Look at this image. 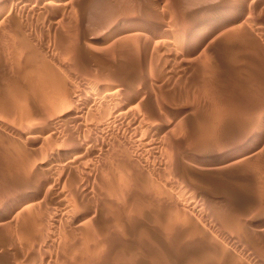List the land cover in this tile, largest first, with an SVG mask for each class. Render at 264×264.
Masks as SVG:
<instances>
[{"label":"rangeland","instance_id":"obj_1","mask_svg":"<svg viewBox=\"0 0 264 264\" xmlns=\"http://www.w3.org/2000/svg\"><path fill=\"white\" fill-rule=\"evenodd\" d=\"M0 8V264H264V0H0ZM97 87L120 89L109 110L123 93L135 97L130 117L96 136L87 162L37 168L64 138H87L90 115L106 116L97 114L105 104L64 118L51 138L23 133ZM151 122L166 125L157 143L142 137ZM181 159L200 169H179ZM85 207L90 217L74 224Z\"/></svg>","mask_w":264,"mask_h":264},{"label":"bare ground","instance_id":"obj_2","mask_svg":"<svg viewBox=\"0 0 264 264\" xmlns=\"http://www.w3.org/2000/svg\"><path fill=\"white\" fill-rule=\"evenodd\" d=\"M38 3H39V1H38ZM51 5V4H50ZM0 11H3V8H0ZM240 19V18H239ZM236 27V26H235ZM231 28V27H230ZM16 34V33H15ZM24 48V47H23ZM80 51V50H79ZM47 70V69H46ZM45 70V71H46ZM106 80V79H105ZM138 81V80H137ZM53 85V84H52ZM105 86V85H104ZM109 87H110V84H109ZM115 87V86H114ZM59 88V87H58ZM57 88V89H58ZM125 88V87H124ZM119 90V92H120V89H118ZM118 90L116 89V88H113V87H111V88H103L102 87V89H100V88H98L97 87V89H95V90H93L92 91V93H87L86 91H84V90H79L78 91V97L79 98H81L80 100L82 101V104L81 105H78L77 106V104L76 105H73L71 108H70V110H67V108H66V111L65 110H63V112L61 111V113L60 114H58V116H55V117H53L51 120H49L48 122H47V124H43V126L42 127H36L35 129L33 128V129H31L30 131H27V133L25 134V133H23V135L25 136V139H27V140H31V142H32V140H39V138L41 137L40 135H42L43 133H45V134H47V136L48 137H52L53 136V132H54V135H55V133H57V126H59L58 124L60 123V121H66V120H64V118H67V117H69V116H75V115H79V113H82L83 111H84V109L82 110V108H84L85 106H88L89 104H97V105H102V103L104 102V104H105V106H104V108L103 109H101V111H100V113L99 112H97V114H101L102 115V113H104L106 116H104L102 119L101 118H96V116H95V120H94V115H90V116H92L90 119L94 122L95 121V123H92L91 122V120L90 119H88V120H90L89 121V123L91 122L92 124H94L93 126H92V130H90L89 129V131L87 130V127H85V129L89 132V134H88V132L86 131V130H84V128H83V130L84 131H86V134H88V136H87V138H86V135H85V137L84 136H82V135H80V134H78V136H75V133H74V136L75 137H72V136H70L69 138H64L65 139V142H64V145H61L60 146V148L58 147H53L52 149H54L53 151H52V154L50 153L49 155H47L46 156V158H44L45 160H43L42 159V161L40 160V162L37 164V168H40V167H44L45 169H47V167H50V166H52V165H58V167L60 166H62L63 168L64 167H66L67 168V166H69L70 164L72 165V163L74 162H82V160H83V156H84V159H85V155H88V153H90V151L91 152H93L92 150L94 149V146L96 145V143H97V138H96V136L97 135H103L104 136V134H106L105 132H106V130H108L109 128H111L110 127V125L111 124H113V123H117V121H123V120H125V118H126V116L128 115V114H126V111H125V109L126 108H128V107H130V105H131V103H132V100H135L133 97V99L132 98H128L124 93H123V95L121 96V97H119V99H117L118 100V103H119V105L121 106H119V105H117V104H115V105H117L116 107H118V108H115V105H114V108H110V110L108 109L109 107H113V106H111V105H113V104H111L110 105V103H109V101H111V100H113L116 96H117V93H118ZM62 91H63V89H62ZM58 92V91H57ZM59 94H61L60 92H58ZM64 93V92H63ZM62 93V94H63ZM131 93V92H130ZM122 94V93H121ZM58 96V95H57ZM119 96V95H118ZM129 96V95H128ZM132 96H134V95H132ZM136 96V95H135ZM63 97L66 99V100H64L63 99V101H65L64 103H66V102H69L70 103V101H71V99H69V95L67 96H65V95H63ZM61 98H62V96H61ZM60 98V101L62 100ZM72 98V97H71ZM67 99L69 100V101H67ZM76 99V98H75ZM99 100V101H98ZM101 100H103L102 101V103L100 102ZM62 101V102H63ZM78 102H79V100H78ZM71 103H73V102H71ZM76 103V102H75ZM111 103H112V101H111ZM63 104V103H62ZM108 104L110 105V106H108ZM57 105V104H56ZM64 105V104H63ZM72 105V104H71ZM44 106V105H43ZM68 106V105H67ZM80 106V107H79ZM99 106V107H100ZM59 107V106H58ZM63 107V106H62ZM65 107V106H64ZM103 107V106H102ZM92 108V107H91ZM101 108V107H100ZM100 108H96V109H100ZM150 108V107H149ZM65 109V108H64ZM128 109H130V108H128ZM127 109V110H128ZM146 109V108H145ZM147 109H148V107H147ZM146 109V110H147ZM151 109V108H150ZM150 109H148L149 111H150ZM47 110H49V109H47ZM108 110V111H107ZM57 111V109L56 108H54V110H53V113L54 112H56ZM59 111V110H58ZM65 111V112H64ZM94 111V110H93ZM136 111V110H135ZM149 111H147L148 113H149ZM6 112V111H5ZM39 112V111H38ZM44 112V111H43ZM49 113H48V115L50 114V111H48ZM146 112V111H145ZM144 112V113H145ZM153 112V111H152ZM45 113V112H44ZM52 113V114H53ZM59 113V112H58ZM133 113H135V116H134V118L138 115H136V112H134L133 111ZM156 113V112H155ZM31 115H33L32 113H30ZM142 115H143V113H141ZM147 113H145V115H146ZM151 114V112L149 113V114H147L148 116ZM153 114L154 113H152L149 117H153ZM31 115L29 116V117H31ZM35 115V114H34ZM47 115V116H48ZM81 115V114H80ZM85 115V114H84ZM131 115H132V112H131ZM144 115V116H145ZM147 115L145 116V117H143V119H141V121L142 120H144L145 118H146V120L147 119H150L151 120V118H147ZM155 115V114H154ZM27 116V117H28ZM35 116H37V115H35ZM52 116V115H51ZM83 116V115H82ZM98 116H100V115H98ZM129 116V115H128ZM139 116H140V113H139ZM139 116H138V118H139ZM20 117V116H19ZM42 117V116H41ZM45 117V116H44ZM86 117H88V116H86ZM130 117V116H129ZM156 117V116H155ZM80 118V117H79ZM133 118V117H132ZM138 118H137V120H138ZM140 118H141V116H140ZM44 119V118H43ZM50 119V118H49ZM76 119L78 120V118L76 117ZM80 119H82V117L80 118ZM48 120V119H47ZM85 120V119H84ZM97 120H99L98 122H97ZM136 120V119H135ZM136 120V121H137ZM35 121V120H34ZM70 121V120H69ZM136 121H134V122H136ZM152 121V120H151ZM154 121H156V120H154ZM80 122V121H79ZM78 122V123H79ZM124 122V121H123ZM133 121H132V124L134 123ZM144 122V121H143ZM142 122V123H143ZM147 122H148V120H147ZM157 122V121H156ZM156 122H154V124L152 123V124H146L145 126H143V128L145 127V130H144V133H143V135H142V137H143V140L145 139V141L146 142H155V143H157L158 141H159V139H160V133H159V123H156ZM37 123V122H36ZM44 123V122H43ZM90 123V124H91ZM119 123V122H118ZM140 123V122H139ZM142 123H141V126H142ZM149 123V122H148ZM162 123V122H161ZM85 124V123H84ZM90 124H88V123H86V126L87 125H90ZM143 124H145V122L143 123ZM164 124V123H163ZM163 124H161V125H163ZM67 125V124H66ZM76 125V124H75ZM79 125V124H78ZM134 125V124H133ZM132 125V126H133ZM160 125V126H161ZM165 125V124H164ZM83 126V125H82ZM82 126L81 125H79L78 126V128H80V130L82 129ZM91 126V125H90ZM118 126V125H117ZM136 126H138L139 127V124L138 125H136ZM166 126V125H165ZM138 127H136V128H138ZM164 127V126H163ZM163 127H162V129H163ZM122 128V127H121ZM136 128H133V130L134 129H136ZM139 129V128H138ZM79 130V131H80ZM66 131H67V129H66ZM136 130H134V131H132V133H134ZM139 131H140V129H139ZM59 132V131H58ZM83 132V131H82ZM110 132V131H109ZM162 132V131H161ZM69 133V132H68ZM67 133V134H68ZM131 133V136L133 135H136V134H132ZM139 133V132H138ZM82 134V133H81ZM85 133H83V135H84ZM52 135V136H51ZM63 135V134H62ZM64 135H66V134H64ZM71 135V134H70ZM77 135V134H76ZM108 135V134H107ZM140 136H141V134H139ZM139 135H137V136H139ZM22 136V135H21ZM40 136V137H39ZM45 136V135H44ZM46 136V137H47ZM80 136H82V137H84V138H80ZM137 136L136 137H133V139L134 138H137ZM140 136H139V138H140ZM55 137V136H54ZM59 137V136H58ZM130 138V137H129ZM132 138V137H131ZM130 138V139H131ZM49 139V138H48ZM59 139V138H58ZM132 139V140H133ZM101 140V139H100ZM99 140V141H100ZM131 140V141H132ZM140 140H142V138H140ZM64 141V140H63ZM102 141V140H101ZM128 141H129V139H128ZM135 141V140H134ZM137 141L138 140H136L135 142H136V146H138L137 144L139 143V144H142V143H140L139 141H138V143H137ZM37 142V141H36ZM54 143V142H53ZM103 143V142H102ZM101 143V144H102ZM131 143V142H130ZM129 143V144H130ZM144 143V142H143ZM152 143H149V144H151L152 145ZM100 144V143H99ZM126 144H127V142H126ZM148 144V143H147ZM54 145H55V143H54ZM132 145H134V144H132ZM143 145V144H142ZM157 145V144H156ZM58 146V145H57ZM135 146V145H134ZM140 146V145H139ZM144 146H146V145H144ZM47 147V146H46ZM51 147V146H50ZM97 147V146H96ZM128 147V146H127ZM130 147V146H129ZM133 147V146H132ZM132 147H131V150H132ZM149 147H150V145H149ZM57 148V149H56ZM92 148V149H91ZM21 149V148H20ZM50 149V148H49ZM128 149V148H127ZM127 149L125 150V152L127 153V152H129V151H127ZM134 149V148H133ZM97 150V149H96ZM135 150V149H134ZM134 150H133V152H134ZM154 150V149H153ZM153 150H152V152H153ZM18 151H20V150H18ZM47 151V150H46ZM46 151H45V153H46ZM51 151V150H50ZM49 151V152H50ZM103 151V150H102ZM136 151H138V149L136 150ZM135 151V152H136ZM155 151V150H154ZM95 152V151H94ZM93 152V153H94ZM107 152V151H106ZM132 151H130V153H131ZM134 152V153H135ZM92 153V154H93ZM125 153V154H126ZM150 153V152H149ZM242 153V151H239L238 153H231V154H228V155H225L224 157H221L220 159H218L217 160V162H216V164L217 165H219V164H224L225 162H228V161H231L232 159H234V158H236L237 156H239L240 154ZM47 154H48V152H47ZM91 154V155H92ZM128 155V154H127ZM131 155H133V153L131 154ZM126 156V155H125ZM130 156V155H129ZM138 156V155H137ZM40 157V156H39ZM86 157H88V156H86ZM128 158H131V156L130 157H128ZM128 158H126V159H128ZM136 158V157H135ZM139 158V157H138ZM144 158V157H143ZM175 158V157H174ZM88 159V158H87ZM113 159V158H112ZM125 159V158H124ZM131 159H133V158H131ZM180 159V158H179ZM86 160V159H85ZM130 160V159H129ZM178 160V159H177ZM28 161V160H27ZM84 161V160H83ZM127 161V160H126ZM180 161V160H179ZM176 162L177 163V166H178V168L180 167L181 168V166H182V169L181 170H184L185 172H186V170H192V169H200V168H198V167H196V166H193V164H191L190 162H186V161H184V160H182L181 159V161H182V163H183V161H184V164H182L181 162ZM235 161V160H234ZM86 162H87V160H86ZM91 162V161H90ZM125 162V161H124ZM129 162V161H128ZM127 162V163H128ZM131 162V161H130ZM134 162V161H133ZM137 162L139 163V161H138V159H137ZM181 163V164H180ZM230 163V162H229ZM132 164V163H131ZM134 164V163H133ZM140 164V163H139ZM147 164V163H146ZM54 165V166H55ZM77 165V164H76ZM123 165V164H122ZM210 165H212V164H210ZM226 165V164H225ZM224 165V166H225ZM228 165V164H227ZM32 166V165H31ZM137 166V165H136ZM198 166V165H197ZM34 167V166H33ZM59 167V168H60ZM125 167V166H124ZM222 167H223V165H222ZM37 168H35V169H37ZM179 168V169H180ZM202 168V167H201ZM207 168V167H206ZM32 169V168H31ZM88 169V168H87ZM129 169V168H128ZM130 169H133V168H130ZM40 170V169H39ZM44 170V169H43ZM62 170V169H61ZM66 170V169H65ZM68 170V169H67ZM126 170V169H125ZM124 170V171H125ZM153 170V169H152ZM151 170V171H152ZM180 170V171H181ZM80 171V170H79ZM131 171V170H130ZM144 171V170H143ZM183 171V172H184ZM149 172H150V170H149ZM154 172V171H153ZM171 172V171H170ZM44 173V172H43ZM144 174V173H143ZM149 174V173H148ZM128 175V174H127ZM20 176V175H19ZM27 176V175H26ZM63 176V175H62ZM61 176V177H62ZM149 176H150V174H149ZM141 177V176H140ZM139 177V178H140ZM151 177V176H150ZM158 177V176H157ZM131 178V177H130ZM41 179V178H40ZM53 179V178H52ZM151 179H152V177H151ZM48 180V179H47ZM86 180V179H85ZM134 180V179H133ZM148 180V179H147ZM154 180V179H153ZM152 180V181H153ZM157 180V179H156ZM143 181V180H142ZM150 181V180H149ZM21 182V181H20ZM48 182V181H47ZM46 182V183H47ZM66 182V181H65ZM80 182V181H79ZM85 182V181H84ZM129 182V181H128ZM136 182V181H135ZM151 182V181H150ZM150 182H149V184H150ZM42 183V182H41ZM82 183V182H81ZM154 184L156 183L157 184V181H155L154 180V182H153ZM33 184V183H32ZM45 184V183H44ZM43 183H42V187H43V185H44ZM62 184V183H61ZM84 184H86V183H84ZM83 184V185H84ZM125 184V183H124ZM138 184H140V183H137V185ZM143 184V183H142ZM141 184V185H142ZM20 185H21V183H20ZM46 185V184H45ZM60 185V184H59ZM114 185V184H113ZM18 186V185H17ZM72 186V185H71ZM130 185H128V187H129ZM157 186H158V188L161 190V191H163V189H161V186H160V184L158 185L157 184ZM50 187V186H49ZM83 187V189H85L84 191L85 192H87V190H88V184H86V186L84 187V186H82ZM110 187V186H109ZM134 187V186H133ZM148 187V186H147ZM153 187V186H152ZM154 187L157 189V187L154 185ZM153 187V188H154ZM66 189V188H65ZM129 189V188H128ZM159 189L157 190V191H159ZM169 189V188H168ZM82 190V189H81ZM130 190V189H129ZM145 190V189H144ZM83 191V190H82ZM83 191V192H84ZM161 191H160V193H161ZM172 191V190H171ZM169 192V191H168ZM175 192V191H174ZM151 193V192H150ZM154 193H155V191H154ZM163 193H164V191H163ZM172 193V192H171ZM31 196L33 195V197H35V195L37 194L35 191H33L32 193H29ZM75 194V193H74ZM82 194V193H81ZM84 194V193H83ZM156 194V193H155ZM162 194V193H161ZM38 195V194H37ZM166 195V194H165ZM170 195V194H169ZM176 195H177V193H176ZM175 194H174V196H176ZM75 196V195H74ZM172 196V195H171ZM170 196V197H171ZM174 196L173 197H171V200H172V198H174ZM85 197H87V196H85ZM162 198V197H161ZM32 199V198H31ZM75 199H77L76 197L74 198L73 197V200L75 201ZM179 199V197H177V200ZM83 200V199H82ZM82 200H81V202H82ZM160 200V199H159ZM170 200V201H171ZM188 200V199H187ZM186 200V201H187ZM28 199L27 198H22V200L20 199L19 201H17V202H15V204H14V207L17 209V210H22L25 206H27L28 205ZM31 201V200H30ZM179 201V200H178ZM190 201V200H189ZM91 202V201H90ZM130 202V201H129ZM176 202V201H175ZM180 202V201H179ZM184 202V201H183ZM182 202V203H183ZM155 203V202H154ZM182 203L180 202V205H182ZM188 203H190V202H188L187 201V206L188 207H186V206H184V207H186V209L188 208H190L189 207V205H188ZM75 204L77 205L78 204V201H75ZM81 204V203H80ZM79 204V205H80ZM190 204H192V203H190ZM186 205V204H185ZM30 206V205H29ZM85 206V205H84ZM183 206V205H182ZM76 207V206H75ZM80 208V207H79ZM78 209V208H77ZM85 209H86V207H85ZM85 209H81V210H79L77 213H76V215L75 216H73V214H72V219H73V223L74 224H77V223H80L81 221H83V220H86V218H89L90 216V213L87 211V209L85 210ZM23 210H25V209H23ZM174 210V209H173ZM151 211V210H150ZM176 211V210H175ZM190 211H192V213L194 212L195 213V208H190ZM71 212H73V211H71ZM52 213V212H51ZM168 213V212H167ZM191 213V214H192ZM203 213V212H202ZM75 214V213H74ZM182 214V213H181ZM93 216V215H92ZM155 217V216H154ZM69 219V218H68ZM71 220V219H70ZM89 220H91V219H89ZM66 222V221H65ZM87 223V222H86ZM81 225V224H80ZM232 230V229H231ZM174 231V230H173ZM196 234V233H195ZM74 235V234H73ZM33 237V236H32ZM41 236H39V238L38 239H41L40 238ZM37 238H35V239H37ZM34 239V240H35ZM46 239V238H45ZM106 239V238H105ZM57 240V239H56ZM58 242V241H57ZM98 243V242H97ZM44 245V244H43ZM69 249V248H68ZM74 256V255H73ZM42 263V262H41ZM206 264V263H205Z\"/></svg>","mask_w":264,"mask_h":264}]
</instances>
